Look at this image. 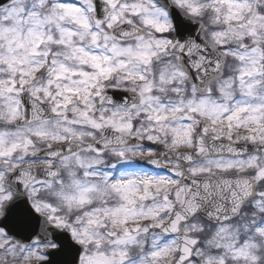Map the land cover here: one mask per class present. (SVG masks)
I'll use <instances>...</instances> for the list:
<instances>
[{
  "label": "snow or ice",
  "instance_id": "obj_1",
  "mask_svg": "<svg viewBox=\"0 0 264 264\" xmlns=\"http://www.w3.org/2000/svg\"><path fill=\"white\" fill-rule=\"evenodd\" d=\"M0 264H264V0H0Z\"/></svg>",
  "mask_w": 264,
  "mask_h": 264
}]
</instances>
